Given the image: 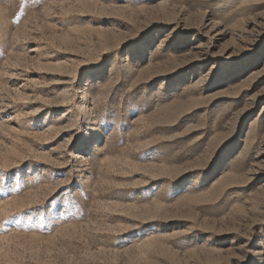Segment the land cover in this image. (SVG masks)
<instances>
[{
  "label": "rangeland",
  "instance_id": "1",
  "mask_svg": "<svg viewBox=\"0 0 264 264\" xmlns=\"http://www.w3.org/2000/svg\"><path fill=\"white\" fill-rule=\"evenodd\" d=\"M0 264H264V0H0Z\"/></svg>",
  "mask_w": 264,
  "mask_h": 264
}]
</instances>
